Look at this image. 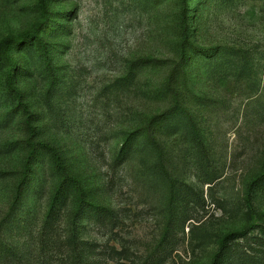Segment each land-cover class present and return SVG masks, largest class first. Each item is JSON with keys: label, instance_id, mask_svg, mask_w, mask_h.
Here are the masks:
<instances>
[{"label": "rangeland", "instance_id": "rangeland-1", "mask_svg": "<svg viewBox=\"0 0 264 264\" xmlns=\"http://www.w3.org/2000/svg\"><path fill=\"white\" fill-rule=\"evenodd\" d=\"M218 251L264 264V0H0V264Z\"/></svg>", "mask_w": 264, "mask_h": 264}, {"label": "trees", "instance_id": "trees-1", "mask_svg": "<svg viewBox=\"0 0 264 264\" xmlns=\"http://www.w3.org/2000/svg\"><path fill=\"white\" fill-rule=\"evenodd\" d=\"M45 48H42V57L43 59L46 61V52H45ZM49 152L55 167L60 171V172H64L65 171V167L62 163V159L60 157L59 152L52 146L48 145V144H42ZM26 169H28V166L26 167ZM79 194H82L81 190L79 189ZM20 193V190L17 191V194ZM220 253V251H218L216 254L213 255V258L211 259L210 264H216V258L219 256L218 254Z\"/></svg>", "mask_w": 264, "mask_h": 264}]
</instances>
